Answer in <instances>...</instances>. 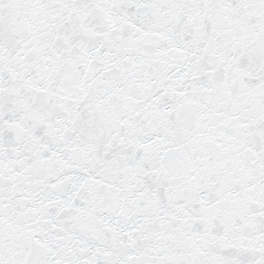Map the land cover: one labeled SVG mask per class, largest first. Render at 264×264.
I'll return each instance as SVG.
<instances>
[{
  "label": "snow or ice",
  "instance_id": "snow-or-ice-1",
  "mask_svg": "<svg viewBox=\"0 0 264 264\" xmlns=\"http://www.w3.org/2000/svg\"><path fill=\"white\" fill-rule=\"evenodd\" d=\"M0 264H264V0H0Z\"/></svg>",
  "mask_w": 264,
  "mask_h": 264
}]
</instances>
